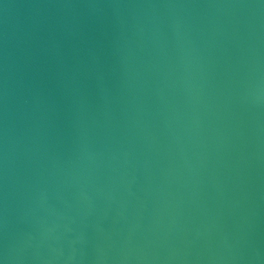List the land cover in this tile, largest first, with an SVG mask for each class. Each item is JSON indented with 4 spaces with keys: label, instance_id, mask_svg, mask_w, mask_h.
Instances as JSON below:
<instances>
[{
    "label": "water",
    "instance_id": "water-1",
    "mask_svg": "<svg viewBox=\"0 0 264 264\" xmlns=\"http://www.w3.org/2000/svg\"><path fill=\"white\" fill-rule=\"evenodd\" d=\"M0 264H264V0H0Z\"/></svg>",
    "mask_w": 264,
    "mask_h": 264
}]
</instances>
